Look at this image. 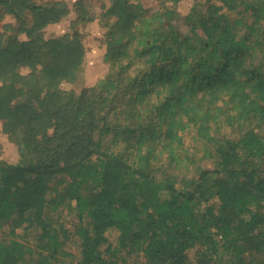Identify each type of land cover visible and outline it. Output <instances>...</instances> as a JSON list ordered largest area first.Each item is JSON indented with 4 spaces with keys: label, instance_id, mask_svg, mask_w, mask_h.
Listing matches in <instances>:
<instances>
[{
    "label": "trees",
    "instance_id": "trees-1",
    "mask_svg": "<svg viewBox=\"0 0 264 264\" xmlns=\"http://www.w3.org/2000/svg\"><path fill=\"white\" fill-rule=\"evenodd\" d=\"M169 1L111 0L76 92L80 36H42L61 5L0 0V264H264V0Z\"/></svg>",
    "mask_w": 264,
    "mask_h": 264
},
{
    "label": "rangeland",
    "instance_id": "rangeland-1",
    "mask_svg": "<svg viewBox=\"0 0 264 264\" xmlns=\"http://www.w3.org/2000/svg\"><path fill=\"white\" fill-rule=\"evenodd\" d=\"M37 5H58L64 10L63 17L56 23L50 24L42 31L44 39L61 37L64 34L78 33L81 43L84 47L83 63L77 73V79L71 84H63L64 89H72L79 92L83 88L93 87L102 79L108 70V64L104 62L105 46L104 23L109 20L105 17L104 11L111 4V0H33ZM129 5L140 3L147 15H151L154 10H170L173 2L169 0H128ZM194 0H179L174 7L179 15H186L193 5ZM57 3V4H56ZM15 23L13 17L4 15L0 17V33L6 32V28ZM9 32L10 29H7ZM18 39L25 40L24 35ZM25 73V69H21ZM0 122V162L16 164L19 155L16 146L9 140L7 135L2 132ZM192 151H198L200 145L193 143ZM207 167L209 164H204ZM187 178H191L195 173L187 172ZM116 235L112 233L107 235V241L115 243ZM63 257L68 260L73 259L70 252H61Z\"/></svg>",
    "mask_w": 264,
    "mask_h": 264
}]
</instances>
